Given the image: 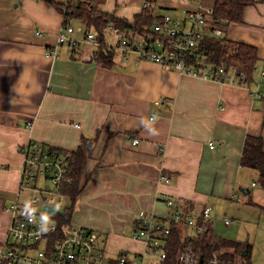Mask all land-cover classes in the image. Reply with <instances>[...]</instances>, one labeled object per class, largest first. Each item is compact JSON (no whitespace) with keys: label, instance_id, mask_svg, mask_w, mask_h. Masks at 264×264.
I'll list each match as a JSON object with an SVG mask.
<instances>
[{"label":"crops","instance_id":"crops-1","mask_svg":"<svg viewBox=\"0 0 264 264\" xmlns=\"http://www.w3.org/2000/svg\"><path fill=\"white\" fill-rule=\"evenodd\" d=\"M204 1L213 6L215 0ZM193 2L99 0L95 6L132 23L144 8L155 19L164 14L182 19ZM61 3L0 0V248L35 253V247L21 248L8 238L12 217L5 211L33 194L21 187L19 148L28 141L73 152L82 138H95L79 192L72 200L64 194L59 211L68 210L67 226L98 234L102 264H114L119 254H146L144 243L132 238L136 216L142 211L166 218L167 198L196 220L209 207L207 227L214 236L212 208L237 196L236 189L243 206H257L261 219L264 190L252 196L248 187L252 181L256 190L258 172L240 161L247 137H261L264 150V101L249 98L240 86L178 74L134 54L122 61L115 52L112 66L105 68L95 62L90 44L56 45L64 22ZM73 20L78 19L68 24ZM78 21L86 31L93 29ZM71 36L78 37L74 31ZM223 37L253 46L255 66L264 70V2H249L242 21L230 23ZM47 49H54L56 57L46 56ZM35 185L52 188L43 179ZM223 224L228 227L231 220L224 216ZM177 231L180 240L183 231ZM234 242L248 248L239 259L251 264L253 245ZM257 251L254 264H264V245Z\"/></svg>","mask_w":264,"mask_h":264},{"label":"built area","instance_id":"built-area-1","mask_svg":"<svg viewBox=\"0 0 264 264\" xmlns=\"http://www.w3.org/2000/svg\"><path fill=\"white\" fill-rule=\"evenodd\" d=\"M74 1L62 0V15ZM193 1V8L185 11L182 19L161 15L153 21L149 32L141 35L127 33L108 23L101 36L91 29L84 32L82 39H75L71 36L72 27L64 21L55 37L56 45L76 49L82 44H90L93 47V58L97 56L96 52L113 51L125 61L134 54L138 60L158 64L178 74L240 86L249 98L264 101L263 69L254 66L248 74L238 71L233 65L206 63L200 57L201 40L205 37L222 38L224 31L215 23L212 5H205L204 0ZM45 53L48 57H56L54 49H47ZM152 119V116L149 117V120ZM26 126L29 128L31 122ZM136 142L133 140L132 144ZM208 145L212 147V143ZM19 153L23 159L21 187L33 192L26 202L31 205L32 218L29 220L24 214L26 203L20 205L17 201L11 202L5 208L12 217L8 238L21 248L35 247V253L30 255L27 252H18L14 246H4L0 248V264H102L104 250L96 232L73 226H63L59 231L54 220L49 222L47 231L41 228V216L50 215L43 207L51 206L55 210V205H61L65 199L61 190L72 182V158L69 152L28 141L20 146ZM38 179L46 180L52 188L37 187L35 184ZM160 179L169 181L167 176H161ZM164 204L169 210L166 218L142 211L136 216L132 238L144 243L146 254L131 258L119 254L115 264H163L171 227L183 231L176 254L177 264H199V256L186 241L190 238L188 232L197 235L207 229L205 224L211 215L210 208H202L201 221L198 222L190 212L177 209L172 198L165 199ZM224 223L227 225L229 220L226 219ZM41 242H44V246L39 248L38 244ZM218 255V252H212L202 264H222Z\"/></svg>","mask_w":264,"mask_h":264},{"label":"trees","instance_id":"trees-1","mask_svg":"<svg viewBox=\"0 0 264 264\" xmlns=\"http://www.w3.org/2000/svg\"><path fill=\"white\" fill-rule=\"evenodd\" d=\"M248 4L249 2L240 0H215L212 11L215 23L225 32L230 23H240L242 21L243 9ZM58 10L61 12V7H58ZM63 16L65 23H68L70 19H78L82 20L87 26H93V29L99 36H101V31L108 23L125 30L127 33L132 32L133 35L146 34L149 32L148 28H150L155 20V18L151 17L148 9L144 8L142 13L136 15L132 23H129L117 19L114 16L96 11L95 4L88 0H75L66 8ZM96 53L97 56L94 58L96 63L105 68L112 66L115 52L106 51L105 53ZM199 54L206 63L233 65L238 71L248 74L257 62L256 49L253 46L227 40L224 37L203 38L199 46ZM94 144L95 138H82L77 149L69 152L72 158L70 164V177L72 182L61 191L71 200L79 192L80 175L86 160L91 157ZM240 162L242 165L255 169L258 172L257 182L264 190V150L261 137L246 138ZM260 208L264 212V206ZM67 211L66 209L64 211H58L53 216V220L59 231L69 223V212ZM200 221L201 219L198 220V222ZM205 225L207 227V223ZM178 235L177 228L171 227L167 255L163 264H177L176 254L180 242ZM186 244L194 250L195 254L201 256L203 260L208 259L212 252H218V257L224 264H233L234 257H239L243 250L248 249L246 246H242L237 242L214 236L208 227L201 234L190 237L186 241Z\"/></svg>","mask_w":264,"mask_h":264},{"label":"rangeland","instance_id":"rangeland-1","mask_svg":"<svg viewBox=\"0 0 264 264\" xmlns=\"http://www.w3.org/2000/svg\"><path fill=\"white\" fill-rule=\"evenodd\" d=\"M94 4H96L99 0H88ZM205 5H210L207 1H204ZM97 11V10H96ZM72 25V26H71ZM71 27L78 37H73L75 39H82L84 32H86L85 28L82 27L81 22L78 20H73L71 23ZM252 183V181L250 182ZM248 184V187L252 188V196L253 192H259L257 189L260 188L259 185H256V190L252 184ZM251 185V186H250ZM236 193L238 194L231 200H226L222 205L216 206L212 208V214H216V217L212 218L213 221V232L214 234L225 240L231 241H242L244 243H248L253 245V254H251V264L255 263V257L258 253V247L260 245H264V215L261 219L257 220L258 217V208L257 206H243L241 200L243 198L242 193L236 189ZM26 192H23V196ZM255 195V193H254ZM257 197V196H256ZM66 203V201H65ZM61 207L59 208V210ZM55 210L58 212L59 210ZM54 215H49L50 221L53 220ZM226 216L231 220L230 226L226 227L223 224V217ZM234 264H242L241 259L238 256L235 257Z\"/></svg>","mask_w":264,"mask_h":264},{"label":"clouds","instance_id":"clouds-1","mask_svg":"<svg viewBox=\"0 0 264 264\" xmlns=\"http://www.w3.org/2000/svg\"><path fill=\"white\" fill-rule=\"evenodd\" d=\"M155 119V117L153 118ZM60 205H56V209L59 210ZM24 214L31 220L32 218V209L30 203H26L24 207ZM50 222V218L48 215H42L41 216V228L43 231H47V226Z\"/></svg>","mask_w":264,"mask_h":264},{"label":"water","instance_id":"water-1","mask_svg":"<svg viewBox=\"0 0 264 264\" xmlns=\"http://www.w3.org/2000/svg\"><path fill=\"white\" fill-rule=\"evenodd\" d=\"M43 209L50 215H54L55 214V210L51 206H44ZM245 253H246L245 251L242 252V255H245ZM198 261H199V264H202L203 259H202L201 256H199Z\"/></svg>","mask_w":264,"mask_h":264}]
</instances>
